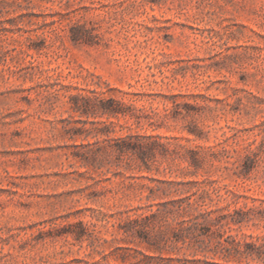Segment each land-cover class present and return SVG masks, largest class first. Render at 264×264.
<instances>
[{"label":"rangeland","instance_id":"374dc122","mask_svg":"<svg viewBox=\"0 0 264 264\" xmlns=\"http://www.w3.org/2000/svg\"><path fill=\"white\" fill-rule=\"evenodd\" d=\"M128 135L147 165L113 151ZM247 245L264 251V0H0V264H264Z\"/></svg>","mask_w":264,"mask_h":264},{"label":"trees","instance_id":"16d2710c","mask_svg":"<svg viewBox=\"0 0 264 264\" xmlns=\"http://www.w3.org/2000/svg\"><path fill=\"white\" fill-rule=\"evenodd\" d=\"M73 41L77 42L80 40V37L72 36ZM73 101V110L76 113H79L81 115L86 116H107L108 118L115 117L119 118L120 116L126 117L130 115L131 113L128 111L131 107L125 106L124 103L117 101L113 98L110 99H100L98 97L96 98H89L87 96L82 95H75L72 97ZM106 128H109L110 126L105 125ZM103 132V131H102ZM102 134H105L109 136L110 131L104 132ZM146 137H142L140 135H128L125 138H119V139H113L115 144H112L113 151L119 153L120 155H128L133 154L137 155L145 165H147L148 157H153L150 151H152L151 147L144 142ZM89 146V145H88ZM88 146H83V148H86ZM77 157L80 159V161L85 166H91L96 162L97 154L92 151L88 150L86 152L80 153L77 155ZM195 161V159H194ZM169 204V203H167ZM174 206L178 207V213L181 211L185 212L186 214H189L190 219L184 220L179 222L180 225L184 223H189L188 229V236L191 239V241H195L198 244V248L201 249V252H207V246H204V239H202L201 236L205 235L206 233L201 232L203 229H206L204 226L205 224L203 222H200V218L207 215L210 216L211 212H207V214H203L202 212L196 213L197 207H195V204H193L190 201V198L180 200V201H174ZM241 222V221H238ZM177 241L179 239H176ZM228 252V251H227ZM257 252L258 259L264 263V259L262 256L264 255V251L261 250V248H256L255 245H247V256H252ZM188 262H191L192 264H230L229 262L220 263L215 260L209 261V260H199V259H193L189 260ZM181 260H177L176 264H180ZM187 264V263H182Z\"/></svg>","mask_w":264,"mask_h":264}]
</instances>
